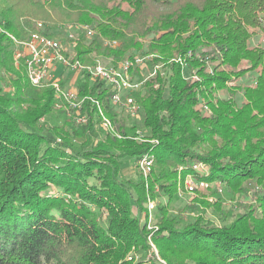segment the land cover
Masks as SVG:
<instances>
[{
	"label": "trees",
	"instance_id": "trees-1",
	"mask_svg": "<svg viewBox=\"0 0 264 264\" xmlns=\"http://www.w3.org/2000/svg\"><path fill=\"white\" fill-rule=\"evenodd\" d=\"M27 17L49 24V35L62 22L90 27L92 40L80 34L75 50L83 63L92 54L117 62L138 53L161 64L132 94L148 135L129 137L112 89L88 75L78 82L88 122L46 133L39 122L53 112L55 90L33 86L24 64L15 66L9 37L28 35ZM0 26V71L14 75L12 92L0 87V264H264V0H0ZM249 72L253 85L236 83ZM93 100L121 139L95 141ZM146 155L148 177L139 171L124 181L125 159ZM187 175L251 193V202L231 222L215 203L221 225L203 216L181 225L160 206L166 216L149 228L156 187L170 205Z\"/></svg>",
	"mask_w": 264,
	"mask_h": 264
},
{
	"label": "built area",
	"instance_id": "built-area-1",
	"mask_svg": "<svg viewBox=\"0 0 264 264\" xmlns=\"http://www.w3.org/2000/svg\"><path fill=\"white\" fill-rule=\"evenodd\" d=\"M26 25H31L32 28L28 30V35L24 38H18L9 34L10 39L15 46L14 60L17 66L23 63L28 80L33 86L40 87L43 85H50L55 90L56 101L63 100L66 102L68 111L71 112L75 123L84 125L88 122V116L83 112V101L79 97V91L70 90L65 85L63 86L61 78L58 76V70L70 69L77 72H83L92 80L100 79L112 89L111 102L114 106L122 107L125 104L132 114H136L139 107L136 104L133 93L143 89L145 82L136 81L133 78V71L136 68L143 67L147 61H152L150 55H134L132 57L113 61L109 59V63L103 64L95 61L93 63H83L80 59H75L76 47L81 42L80 34L86 33L87 38L93 37V30L87 25L73 24L65 36L49 35L44 22L36 19ZM0 26V31H2ZM106 44L110 47L118 45L117 40H106ZM162 70L161 64H154L150 76H155ZM61 71V70H60ZM57 73V74H56ZM194 78L197 75L194 74ZM94 104L101 117L102 128L117 137H123L113 123V121L105 115L102 106L98 101ZM201 110L211 114V109L206 103H201L199 106ZM140 132L134 137L142 139ZM138 166L145 177H148L152 171L153 159L146 155L138 161ZM194 168L201 173H207L208 167L204 163L194 164ZM183 182L182 184H180ZM220 184L219 182H210L206 179L187 175L183 181H179V186H184V189L189 194H194L198 190L209 188L212 184ZM158 205L156 200H148V211L152 213ZM148 214V218H149ZM146 217V215H144ZM149 228L152 226L149 223Z\"/></svg>",
	"mask_w": 264,
	"mask_h": 264
},
{
	"label": "rangeland",
	"instance_id": "rangeland-1",
	"mask_svg": "<svg viewBox=\"0 0 264 264\" xmlns=\"http://www.w3.org/2000/svg\"><path fill=\"white\" fill-rule=\"evenodd\" d=\"M30 19L39 20L37 18L27 17L24 20L25 24L32 22V21H29ZM40 21L45 23L46 28L48 27L49 24H47L43 20H40ZM72 25H73L72 23H67V22L58 23L54 27H51V30L49 31H52L53 34L58 35V36H65L66 33L70 30V26ZM87 40L89 42L92 40V38H88ZM260 40H261V37L259 36L254 37L252 40V43L257 44ZM74 53H76V51H74ZM134 55H141V54L135 53ZM144 55L146 56L149 54H144ZM91 57H92L93 62L98 61L103 64H107L110 62L109 61L110 58L105 57L104 55H101V54L99 55L92 54ZM153 65L154 63L152 64L151 60L147 61V63L143 67L138 69V73H135L133 78L136 81L138 80V81L146 82L149 78L153 77V76L152 77L150 76V72L153 70ZM15 66L18 68L16 64ZM60 70H58V73L60 74L58 76L61 78V82L66 87H68L70 90L78 89V82L82 79V76L84 75L83 72H80V71L77 72V71L70 70L67 68L60 69ZM194 74L195 73L191 74L192 79L195 76ZM255 77L256 75L254 73L249 72L246 76L238 80L236 83L243 84V85H253L255 81ZM13 78H14L13 74L0 71V87L3 89V91L7 93H10L13 91ZM43 86H46V85H43ZM43 86H40V87H43ZM217 96L221 98L227 97L226 93H223V92H218ZM133 97L135 98L136 104L139 107L136 114H132L129 108L125 104H123L122 107L114 106V110L115 112H117L119 116V123L123 126L122 129H125L128 132L126 134L129 137L130 136L135 137L138 134V132H140L142 136H147L148 132L142 127L140 102L137 101L135 95H133ZM242 98H243L242 93L238 94L237 101L240 103ZM83 112L87 114L85 110H83ZM203 112L206 116L212 115V114H208L204 110ZM98 119H99L98 122L95 121L96 123L95 129L97 131V134L95 135V138H94L95 141L101 140L103 137L106 136L105 134L112 135L110 132L102 128L101 117H99ZM69 122L71 123L74 122L73 116L71 112L68 111V108L66 107V102L60 99L56 101L53 112L50 115L43 117L40 120L39 124L45 129L46 133L52 136L51 128H54L57 126L62 127L64 126V124H67ZM133 124L137 125V129L135 131L132 129ZM115 127H116V130L120 134H122V132L118 129V127L117 126ZM118 138L121 139V137H118ZM83 140H84L83 138L76 139L75 142L80 144V142ZM133 159L134 158L129 157L128 159H125L124 161L123 170L121 173V178L124 181H128L130 179L138 180L139 178L138 172L141 171V168L137 165L138 164L137 160H133ZM155 193L156 195L154 196V199L151 197L150 199L158 201V205H159V206L157 205L158 208L156 207L157 209L156 208L153 209L152 213H150L148 211V202H147V213L150 214L148 221L150 225L152 226L151 228H153L157 224L158 220L162 216L165 215L163 211L161 210L160 206H167L168 213L166 215L176 217L177 219L181 221L180 224L181 223L184 224L186 221H191L193 220V218H196L198 216L199 217L203 216L205 220H208L216 225H221L223 224L224 221L221 218L222 215H220L217 211L215 212L214 210L216 207L215 203L222 205V212L228 215L226 222H231L234 219V216L237 213L242 212L244 210V207L248 203H250L252 199L251 193L249 194L233 193V192L228 191L223 185H221V183L212 184L209 188L198 190L194 194L187 193L184 189V186H178L177 195L175 196L173 202L170 205L168 204V195L161 192L159 189V186L156 187ZM144 218L145 217L143 213V220ZM129 258L130 257H128V259Z\"/></svg>",
	"mask_w": 264,
	"mask_h": 264
}]
</instances>
